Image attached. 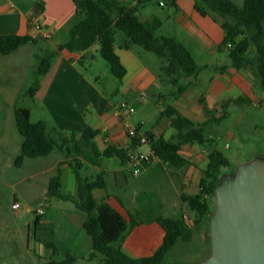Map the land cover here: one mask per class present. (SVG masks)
<instances>
[{
    "label": "crops",
    "instance_id": "obj_1",
    "mask_svg": "<svg viewBox=\"0 0 264 264\" xmlns=\"http://www.w3.org/2000/svg\"><path fill=\"white\" fill-rule=\"evenodd\" d=\"M140 1H134L135 3L127 6H136ZM37 2L43 3V10H40L37 6ZM159 5L165 7V4ZM195 5L196 0H177L176 5L173 6V11L168 14L166 19H162L155 13L144 14L141 11L144 6L142 4L139 8V16L144 22L150 21L154 17L160 18L162 25L159 34L177 38L190 50L199 65L201 71L197 77L182 80L183 84L189 85L188 90L179 96L175 95L173 91L170 92L173 97V102L170 105L174 106L185 117L200 123L210 120V116L204 111L203 101L211 110H216V116L219 117L222 113L221 105L227 99L243 96L250 101L255 100L250 89L249 82L251 80H241L242 76H239L238 70L232 67L230 57H228L227 62L221 59V61H218V59L215 61L202 60L204 55L214 56L216 53L223 51L220 46L225 33L218 19L211 15L201 14ZM82 18L83 16L77 13L74 0H0V35L31 36L37 41H49L55 51L52 53L55 54L53 65L50 71L41 78L38 91L34 96V99L39 102L44 116V119L39 121L46 122L50 130L60 132L74 130L80 139L85 142H94L100 151L113 144L119 148L143 152L141 145L136 146L128 137L122 126V119L115 117L113 112L118 105L117 103L108 102L110 109L104 113H100L96 108V105L102 99H108L100 92L94 79L81 69V65L90 59H96L94 50L96 48L99 50V46L95 45L85 52L71 53L64 49L56 53L57 48L68 41L71 28ZM38 25L47 31L48 35L38 30ZM163 28L167 30H164L165 33ZM121 43V41L118 42L115 49L127 68L125 77L121 79L128 80L127 94H130L134 89L133 87L137 86L136 88L141 87L145 90H151L158 99L165 100L166 94L163 88L168 80L161 77V64L154 61L156 66L151 68L150 61H146V59H152L147 54L148 51L140 45H132L130 49H123ZM32 45L34 44L28 43L10 55L22 53L23 50ZM205 70L209 71L206 75L207 80H201ZM97 79L98 77L95 78V80ZM201 84L204 85L202 89H199L198 86ZM142 94L144 97V91H142ZM15 107L16 105L14 111ZM163 111L164 109L161 110V112ZM131 116H129V119ZM168 119V124L164 129H160L158 124L151 129H146L143 121L133 122L132 124L141 125L143 130L152 131L158 136L164 135L166 138H172L178 131L171 126V119ZM91 130L98 132L92 135ZM148 147L151 149V145ZM209 153L210 151L204 146L185 144L180 150V154L189 161L185 166L172 167L173 170H169V164L160 161L145 165V169L149 170L152 164L158 165L161 163V168L168 177V182L164 183L158 191L161 211L165 216H183V218L188 216L190 218L188 223L192 222L191 212L187 205L182 202L181 195L184 193L194 195L198 192L203 170L208 165ZM76 158L82 159L77 156ZM106 159L109 158L101 157L98 159L101 166L82 160L79 175L82 178H91V171L82 174V170L89 169L90 165L102 168L100 174L105 175L109 168V165H106ZM113 159L120 167H115L108 170V172L110 171L115 176L116 182H121V186L127 184V187L110 194L107 192L108 183L106 182L104 189H96L94 192L96 199L110 203L124 217L128 216L126 218H130L134 214L154 213L156 209L148 202H138L137 196L128 195L130 182L126 173L127 170L123 167L125 165L118 158L113 157ZM69 160L71 158H65L59 151H55L48 157L27 158L21 166H28L31 169L28 177L29 181L38 179L44 181L45 188L40 195H37V200L41 203L40 207L43 206L45 209V214L42 216H48L50 210V220L42 222V224L49 223L53 226V239L59 250L56 255H61L62 258L66 252L76 256H85L91 251L93 245L92 238L84 229L86 213L78 209L73 202L58 199L57 205L47 207V202L53 199L48 196V185L50 179L57 174L59 166L63 193L71 196L78 193L79 180ZM116 186L118 187V185ZM114 197H117L115 201L119 202L116 203L117 206L110 202ZM14 202H19L18 197L15 196ZM123 209L126 211L124 212ZM32 210L34 209L29 206L28 211L31 212ZM36 213L38 215V208ZM30 225L31 223H29ZM157 225L159 224L153 221L143 223L140 227H137L125 239L123 249L136 258L152 255L158 249L156 246L159 244L162 235ZM138 232L144 240L133 247L129 241ZM200 237L204 243H207L205 233L201 232ZM148 251L149 254L146 255L145 252ZM53 255L55 254L53 253Z\"/></svg>",
    "mask_w": 264,
    "mask_h": 264
},
{
    "label": "trees",
    "instance_id": "obj_2",
    "mask_svg": "<svg viewBox=\"0 0 264 264\" xmlns=\"http://www.w3.org/2000/svg\"><path fill=\"white\" fill-rule=\"evenodd\" d=\"M146 1L149 0H141L136 6H127L121 0H74L77 13L83 18L71 28L68 41L60 45L56 53L64 49L71 53L85 52L98 45L100 55L109 63L114 77L121 80L127 73V68L115 49L118 43L117 35L121 32L124 35L121 47L130 49L132 45H140L146 51L157 55L161 62L162 79H167L177 87L175 95L183 94L189 85L183 84L182 80L197 77L201 69L182 42L173 36L159 34L162 25L160 18L154 17L145 22L140 19L139 8ZM161 2L175 6L177 0H160L159 4ZM37 6L40 10L44 9L42 2H37ZM195 7L201 14L211 15L220 21L225 33L220 49L228 52L232 67L240 71L253 66L264 89V0H244L242 6L233 0H196ZM250 29H254L255 32L248 36ZM36 42L37 39L31 36L0 35V53L10 55L20 47ZM252 44L257 51L256 63L248 56ZM54 56L55 54H51L40 62L38 71L41 76L50 71ZM38 87L39 85H35L30 88L29 95L35 96ZM108 102L102 99L96 105L100 113L109 111ZM232 102L245 104L250 100L243 96L225 100L221 105L222 113L219 117L216 116L217 111L211 110L203 101L204 111L210 116V120L200 123L185 117L174 106L168 105L162 116L171 119V126L178 133L172 138H166L164 135L158 136L152 131H146L151 149L155 151L156 161L169 163L175 168L188 164L189 161L180 154L182 147L185 144L206 146L210 143L212 139L206 133L209 124L225 117V109ZM15 118L17 129L22 136L20 154L15 160L17 167H21L27 158L48 157L55 151H59L65 158H71L69 162L79 180L77 195L63 193L59 166L57 174L50 179L48 196L69 200L85 212L84 229L93 241L91 251L85 256L66 252L59 260L51 258L40 264H92L96 260L97 264H164L174 246L180 241L191 242L195 231L204 223L208 228L206 242L211 245L210 220L215 210L216 188L223 176L222 168L230 165L228 157L222 151L217 149L210 151L209 163L203 170L198 192L194 195L185 193L181 195L182 202L191 212V223L183 216H165L157 196L158 203L152 206L150 202L155 193L151 194L150 201H147L156 209L154 213L134 214L127 219L110 203L96 199L94 194L96 189L106 187L104 175L100 174L96 179L82 178L79 171L82 160L101 166L98 161L101 157H116L122 164H129V149L110 144L100 151L94 142H85L74 130L54 131L50 130L44 121L32 122L31 110L27 107L16 106ZM97 132L91 130L92 135ZM152 162L155 161L150 163ZM159 165L161 166V163ZM137 201L146 202V193L138 196ZM41 217L42 215L38 214L34 228L29 227L28 239L41 242L56 255L59 250L53 239V226L49 223L42 224ZM153 221L164 230L161 246L146 257L136 258L128 254L123 249V243L130 231L136 226Z\"/></svg>",
    "mask_w": 264,
    "mask_h": 264
},
{
    "label": "rangeland",
    "instance_id": "obj_3",
    "mask_svg": "<svg viewBox=\"0 0 264 264\" xmlns=\"http://www.w3.org/2000/svg\"><path fill=\"white\" fill-rule=\"evenodd\" d=\"M125 5H131L137 0H121ZM135 1V2H134ZM160 0H149L144 3L141 11L144 14L155 13L162 19H166L168 14L173 11V6L165 4V7L159 5ZM238 5L242 6L244 0H233ZM144 10V11H143ZM166 28H163L165 33ZM254 29L248 31V36L254 33ZM160 33V31H159ZM118 42L124 40V35L119 32L117 35ZM142 48L140 46H137ZM53 46L49 41L38 40L34 45L23 50L22 53L16 55H3L0 53V264H40L51 258L61 259V255H53L41 242L28 239L29 227L34 228L36 219V210L40 207V202L37 200V195H40L44 190L43 179L28 180L31 169L28 166L17 167L15 163L16 156L19 154L22 136L20 135L17 126L14 106L27 107L32 110L31 121L38 122L44 119L43 112L38 101L34 96L29 95V89L41 82V74L38 71L40 62L54 53ZM96 59H90L82 63L81 69L89 75L96 83L101 93L108 99L109 102L119 104L121 101H130L136 108V112L132 114L129 121L136 123L143 121L146 129H151L158 124L160 129H164L168 124V118L162 116L161 110H165L168 105L173 102V97L170 92H176L177 87L173 86L169 81L164 84V93L166 99H158L151 90H145L141 87H133L132 92L127 94L126 88L128 80H120L114 77L109 63L100 55L99 50H94ZM152 59L150 61L151 68L156 66L154 61L161 64L160 59L152 52H148ZM254 63L257 60L256 47L252 44L248 55ZM227 51H220L214 56H203V61H218L229 59ZM221 59V60H220ZM241 80H251V93L255 101H250L245 104L229 103L226 107V116L219 121H214L207 128V135L212 139L205 148L209 151L217 149L222 151L229 159L230 165L223 167L224 174L235 172L239 165L244 164L256 157L264 156V89L261 86L260 77L256 75L253 66L243 68L238 71ZM209 71L205 70L201 80H207L206 75ZM98 77L97 80L95 78ZM164 80H167L163 78ZM165 82V81H164ZM183 83V82H182ZM205 83V82H202ZM204 84L198 86L202 89ZM130 86V85H129ZM145 96L143 97L142 91ZM164 100V102H163ZM145 131V130H144ZM148 144L141 145L144 153L150 151ZM209 163V161H208ZM169 164V163H168ZM106 165H109L104 178L108 183L107 192L114 194L125 186H121V182H116L115 176L108 170L115 167H120L115 163V159H106ZM127 170L130 185L128 186L129 196H140L146 193V202L150 201V195L155 197L151 200V205L158 203L159 193L162 185L168 182V177L165 171L158 164H152L151 169L142 168L139 175L133 174L131 165L123 166ZM172 165H168V169H172ZM174 168V167H173ZM102 168L89 166V169H83L82 174H87L91 171V179H96ZM173 170V169H172ZM118 185V187L116 186ZM117 187V188H116ZM103 192V191H102ZM15 196L18 197L20 208L13 207ZM157 196V197H156ZM117 197L112 199L114 205L119 203ZM58 199L53 198L47 202V207L57 205ZM31 206L34 210L28 211ZM124 212L126 211L123 209ZM48 216H42V222H48ZM126 216V215H125ZM128 217V216H126ZM129 219V218H127ZM29 223L31 225L29 226ZM161 230V238L157 248L162 244L163 230ZM136 226L130 231L137 229ZM201 229V230H200ZM201 232L208 233L207 224L204 223L195 231L194 238L191 242H178L171 253H169L167 261L164 264H195L202 261L211 254V245L204 243L200 237ZM141 238L138 232L130 238L131 246L135 247ZM146 255L149 254L145 252ZM98 260L92 262L97 264Z\"/></svg>",
    "mask_w": 264,
    "mask_h": 264
},
{
    "label": "water",
    "instance_id": "obj_4",
    "mask_svg": "<svg viewBox=\"0 0 264 264\" xmlns=\"http://www.w3.org/2000/svg\"><path fill=\"white\" fill-rule=\"evenodd\" d=\"M210 236L211 254L195 264H264V156L221 177Z\"/></svg>",
    "mask_w": 264,
    "mask_h": 264
},
{
    "label": "built area",
    "instance_id": "obj_5",
    "mask_svg": "<svg viewBox=\"0 0 264 264\" xmlns=\"http://www.w3.org/2000/svg\"><path fill=\"white\" fill-rule=\"evenodd\" d=\"M161 5H164L161 2ZM38 30L44 32V34L48 35V32L45 31L40 25L37 26ZM231 44H229V47ZM136 112V108L133 104L129 103L128 101H121L114 109V115L117 118L122 119V126L126 131L128 137L137 145L149 144V137L147 132L143 130L142 127L138 125H134L129 121V116ZM157 157L155 151L150 149L148 153L136 151L134 149L129 150V164L133 167V174L139 175L142 168L145 167L146 164L150 163L151 161H156ZM13 207L18 209L21 207L19 202H15ZM38 214L44 215L45 209L43 206L38 209ZM184 219L189 222L190 218L185 216Z\"/></svg>",
    "mask_w": 264,
    "mask_h": 264
}]
</instances>
